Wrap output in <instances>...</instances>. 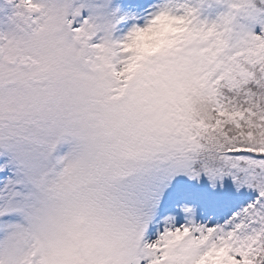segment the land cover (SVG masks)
<instances>
[{
    "label": "snow or ice",
    "instance_id": "obj_1",
    "mask_svg": "<svg viewBox=\"0 0 264 264\" xmlns=\"http://www.w3.org/2000/svg\"><path fill=\"white\" fill-rule=\"evenodd\" d=\"M0 31V264H264V0L212 21L165 3L113 37L111 0H19ZM158 40V43H153ZM255 200L145 230L177 177Z\"/></svg>",
    "mask_w": 264,
    "mask_h": 264
},
{
    "label": "rangeland",
    "instance_id": "obj_2",
    "mask_svg": "<svg viewBox=\"0 0 264 264\" xmlns=\"http://www.w3.org/2000/svg\"><path fill=\"white\" fill-rule=\"evenodd\" d=\"M176 8L180 4H189L198 9L199 18L212 21L227 10L229 0H111L112 7L118 10L119 19L113 32L115 39L122 38L133 25H143L163 4ZM19 0H0V31H9L14 27V19L19 11ZM264 20L255 19L246 11L237 15L236 30L259 32ZM215 188L205 175L200 180L190 181L188 177H177L165 189L161 200L153 211L152 218L145 230V239L154 240L163 231L166 217H174L176 223H184L185 215L180 205H175L178 187H185L183 199L194 208V220L200 224H220L232 218L247 204L255 200L257 191L247 185L237 187L232 176L226 175L215 182ZM249 198V199H248Z\"/></svg>",
    "mask_w": 264,
    "mask_h": 264
},
{
    "label": "trees",
    "instance_id": "obj_3",
    "mask_svg": "<svg viewBox=\"0 0 264 264\" xmlns=\"http://www.w3.org/2000/svg\"><path fill=\"white\" fill-rule=\"evenodd\" d=\"M257 17L260 18L261 20H264V16L258 15Z\"/></svg>",
    "mask_w": 264,
    "mask_h": 264
},
{
    "label": "clouds",
    "instance_id": "obj_4",
    "mask_svg": "<svg viewBox=\"0 0 264 264\" xmlns=\"http://www.w3.org/2000/svg\"><path fill=\"white\" fill-rule=\"evenodd\" d=\"M158 42H159L158 40H154V41H153L154 44H155V43H158Z\"/></svg>",
    "mask_w": 264,
    "mask_h": 264
},
{
    "label": "bare ground",
    "instance_id": "obj_5",
    "mask_svg": "<svg viewBox=\"0 0 264 264\" xmlns=\"http://www.w3.org/2000/svg\"><path fill=\"white\" fill-rule=\"evenodd\" d=\"M249 199V198H248Z\"/></svg>",
    "mask_w": 264,
    "mask_h": 264
}]
</instances>
